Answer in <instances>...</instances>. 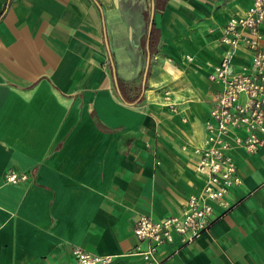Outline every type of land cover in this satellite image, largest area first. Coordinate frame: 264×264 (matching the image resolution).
<instances>
[{
	"label": "crops",
	"instance_id": "crops-1",
	"mask_svg": "<svg viewBox=\"0 0 264 264\" xmlns=\"http://www.w3.org/2000/svg\"><path fill=\"white\" fill-rule=\"evenodd\" d=\"M252 3L0 0V264H70L75 247L149 264L135 221L179 216L202 190L209 76L226 24ZM250 59L237 47L233 70ZM232 156L229 209L214 205L208 232L174 235L158 260L264 264V146ZM9 170L27 181L6 182Z\"/></svg>",
	"mask_w": 264,
	"mask_h": 264
},
{
	"label": "built area",
	"instance_id": "built-area-1",
	"mask_svg": "<svg viewBox=\"0 0 264 264\" xmlns=\"http://www.w3.org/2000/svg\"><path fill=\"white\" fill-rule=\"evenodd\" d=\"M263 24L264 0H253L242 17L231 18L224 28L221 43L225 49L209 76L219 85V90L205 122V145L196 150L198 169L206 176V182L198 194L188 197L181 215L158 221L141 215L135 221V237L149 243L146 250L140 251L150 260L149 264H166L156 258L157 249L171 243L174 235L182 245H187L208 232L214 220V205L229 209V190L241 184L232 150L241 148L248 154H255L264 146V50L260 31ZM239 46L251 53V59L246 66L234 71V50ZM169 107L174 110L172 105ZM27 179L25 173L13 170L5 174L6 182L11 184ZM111 262V256L75 247L70 264Z\"/></svg>",
	"mask_w": 264,
	"mask_h": 264
},
{
	"label": "trees",
	"instance_id": "trees-1",
	"mask_svg": "<svg viewBox=\"0 0 264 264\" xmlns=\"http://www.w3.org/2000/svg\"><path fill=\"white\" fill-rule=\"evenodd\" d=\"M125 83L124 82H122V81H120V84H119V91H120V95H121V97H122V99L123 100H128V101H134V99L132 100V99H130V98H127V95H126V93H127V90L125 89ZM127 98V99H126Z\"/></svg>",
	"mask_w": 264,
	"mask_h": 264
}]
</instances>
